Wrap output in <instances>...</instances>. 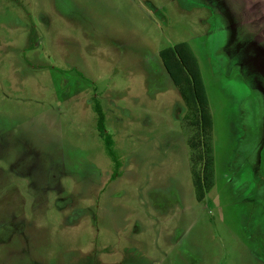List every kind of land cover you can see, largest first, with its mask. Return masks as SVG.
I'll list each match as a JSON object with an SVG mask.
<instances>
[{"label": "rangeland", "instance_id": "374dc122", "mask_svg": "<svg viewBox=\"0 0 264 264\" xmlns=\"http://www.w3.org/2000/svg\"><path fill=\"white\" fill-rule=\"evenodd\" d=\"M210 1L0 0V264H264V33L224 64ZM182 41L213 122L202 200L158 54Z\"/></svg>", "mask_w": 264, "mask_h": 264}, {"label": "trees", "instance_id": "16d2710c", "mask_svg": "<svg viewBox=\"0 0 264 264\" xmlns=\"http://www.w3.org/2000/svg\"><path fill=\"white\" fill-rule=\"evenodd\" d=\"M162 65L178 89L193 118L182 121L187 132L190 150V173L195 196L202 200L212 188L214 181V155L212 145V117L198 61L187 42L182 41L159 51ZM97 129L111 155L112 140L105 132L104 115L98 105Z\"/></svg>", "mask_w": 264, "mask_h": 264}, {"label": "crops", "instance_id": "0c3cea01", "mask_svg": "<svg viewBox=\"0 0 264 264\" xmlns=\"http://www.w3.org/2000/svg\"><path fill=\"white\" fill-rule=\"evenodd\" d=\"M241 1L244 7L241 10L240 16L243 18L244 23L238 21L239 13L235 11V9H232L230 5H228L227 0H217L216 5L214 4V0L213 2H207L205 5L208 10L206 11L207 17L205 16L204 21V24L206 25V32L208 34L209 32L210 34H215L216 31L220 32L221 29H227L231 33L230 36L228 35L223 37L221 42V59H223L225 62L224 64H228L229 61H232L231 57H233L232 54H234V52L230 51L229 48L233 40L238 39V34L240 35L238 50L241 53L242 59L237 64L235 62V67H240V65L245 64V61L243 60L246 50L245 48L249 45L251 40H255L257 38L252 37V32L250 35L242 34L240 31L241 28L246 26L251 31L255 30L258 35L264 33V0ZM213 39L218 38L213 37ZM258 48H260V55L264 57V46H260ZM228 53L229 61L226 59Z\"/></svg>", "mask_w": 264, "mask_h": 264}]
</instances>
